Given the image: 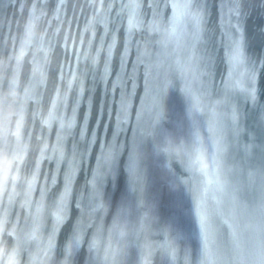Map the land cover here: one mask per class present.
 <instances>
[{"label":"clouds","instance_id":"9594fccd","mask_svg":"<svg viewBox=\"0 0 264 264\" xmlns=\"http://www.w3.org/2000/svg\"><path fill=\"white\" fill-rule=\"evenodd\" d=\"M15 11V23L0 33V264H74V256L82 247L88 264H118L117 257L127 245V232L116 226L119 211L113 225L104 228L109 204L97 183L100 163L88 181V192H76L74 180L80 158L75 152L68 155L55 201L47 199L66 158L65 141L76 124V106L84 93L88 70L85 62L95 70L103 52V74L107 77L123 27L120 72L115 81L121 89L117 131L127 125L141 71L146 89L155 86L157 76L167 84L169 76L175 74L194 120L198 115L235 120V104L230 99L232 82L242 88L247 81L251 91L258 69L246 58L234 66L229 45L228 83L213 95L210 66L196 47L206 30L207 13L192 0H18ZM228 13L238 15L239 5L230 7L224 15ZM98 26L103 32L94 48ZM178 33H186L191 41L187 54L171 66H163L153 58L152 45L166 47ZM73 90L76 105L68 113ZM143 111L141 103L137 122ZM54 127L55 137L50 140ZM80 135L83 139V127ZM102 149L101 162L111 164L119 154L115 134ZM159 150L199 184L206 170L201 167L203 148L198 129L194 128L187 143L181 139L173 144L165 138ZM52 160L56 167L49 176L46 161ZM199 195L193 190L194 202L198 203ZM74 200L78 211L73 217ZM144 219L142 215V231L147 230ZM69 220L71 231L60 247L58 234ZM259 247L260 254L246 258L243 264H264V234ZM139 264H152L151 253L143 245ZM201 264H209L207 251Z\"/></svg>","mask_w":264,"mask_h":264},{"label":"water","instance_id":"95a60500","mask_svg":"<svg viewBox=\"0 0 264 264\" xmlns=\"http://www.w3.org/2000/svg\"><path fill=\"white\" fill-rule=\"evenodd\" d=\"M17 2L0 0V33L15 23ZM192 3L207 13L206 30L196 47L210 66L213 95H218L228 83L229 45L234 66L238 67L246 58L258 69L253 90L249 91L247 81L242 88L232 82L230 99L235 104V120L210 115H198L194 120L175 74L169 76L167 84L157 76L155 86L146 89L141 71L129 120L117 131L121 89L115 81L120 72L123 27L118 32L119 43L107 77L103 74V52L95 70L85 62L88 70L84 76L85 90L76 106V124L65 141L66 158L47 199L50 203L55 201L63 184L68 155L75 152L80 158L74 180L76 192H88V181L100 163L97 183L109 204L104 228L113 225L119 211L116 226L127 232V245L117 257L118 264H139L141 245L151 253L152 264H201L205 251L209 264H229V258L232 264H243L246 258L260 254L259 240L264 234V0H192ZM236 4L239 14L225 16ZM222 20L226 24L222 25ZM102 32L103 28L98 26L94 48ZM190 43L186 33H178L166 47L153 44V58L163 66H171L187 54ZM55 77L53 70L52 79ZM141 103L144 111L137 122ZM74 105L75 90L69 95L66 111L71 113ZM194 128L200 134L201 167L206 170L199 184L159 150L165 138L173 144L181 139L189 142ZM55 131L54 127L50 140L54 139ZM114 134L119 154L105 165L100 160L102 145L107 146ZM46 164L50 176L56 167L55 160ZM193 190L200 194L198 203L194 202ZM77 211L74 200L73 217ZM142 215L146 231L141 230ZM70 231L69 220L60 229L58 246L62 247ZM74 264H88L84 247L75 254Z\"/></svg>","mask_w":264,"mask_h":264},{"label":"snow or ice","instance_id":"6c2138e0","mask_svg":"<svg viewBox=\"0 0 264 264\" xmlns=\"http://www.w3.org/2000/svg\"><path fill=\"white\" fill-rule=\"evenodd\" d=\"M237 58H238V54H237Z\"/></svg>","mask_w":264,"mask_h":264}]
</instances>
